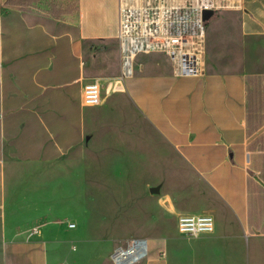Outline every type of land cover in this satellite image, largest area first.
<instances>
[{
    "label": "crops",
    "instance_id": "1",
    "mask_svg": "<svg viewBox=\"0 0 264 264\" xmlns=\"http://www.w3.org/2000/svg\"><path fill=\"white\" fill-rule=\"evenodd\" d=\"M118 32L119 0H0V264H114L138 237L137 264H264V0L209 20L203 75L143 54L121 79ZM111 163L127 175L115 227L136 223L123 241L74 222L90 214L82 174ZM200 213L214 231L181 234L179 215Z\"/></svg>",
    "mask_w": 264,
    "mask_h": 264
},
{
    "label": "built area",
    "instance_id": "2",
    "mask_svg": "<svg viewBox=\"0 0 264 264\" xmlns=\"http://www.w3.org/2000/svg\"><path fill=\"white\" fill-rule=\"evenodd\" d=\"M244 1L119 0L120 78L124 80L134 74L136 58L143 54L165 55L176 75H203L209 22L204 19V11L212 10L214 16L223 11H242ZM100 100V82L86 83L85 104L95 106ZM75 225L69 223L71 228ZM214 227L215 219L210 214H181L178 217V230L188 237L211 233ZM147 254L148 240L138 237L126 246H118L112 253V261L114 264H137Z\"/></svg>",
    "mask_w": 264,
    "mask_h": 264
},
{
    "label": "rangeland",
    "instance_id": "3",
    "mask_svg": "<svg viewBox=\"0 0 264 264\" xmlns=\"http://www.w3.org/2000/svg\"><path fill=\"white\" fill-rule=\"evenodd\" d=\"M210 46L211 44L207 40V46H206V57L208 52H210ZM140 59H144L143 57H140ZM150 61L156 60L155 56H150V58H147ZM116 88L122 89V84H118ZM111 163V166L108 167L107 173L105 174V170L103 172L99 171L98 169L91 171L90 173L87 172V175L82 174L81 182H80V191L82 197V203L87 204V209L89 210L90 214L86 215L84 212V207L82 206V211L78 210L75 211V217L78 216V220L74 219V222L76 224H79L81 227L87 223V225L90 226V229L87 230L89 234L97 235H119V237L122 238V241L129 236V234L133 233L136 228V223L130 226L129 229H118L115 227V218L120 217L121 211H122V204L121 201H119L117 198H115L113 195L119 190V186L122 182V178L127 177V175H123L122 172H125L122 168V172L120 171L121 168L118 166V164ZM89 171V170H87ZM101 172V173H100ZM122 176V177H121ZM169 188H173L174 180L178 179L173 174L169 176ZM67 187L65 188V190ZM77 188H75L76 190ZM105 195L108 198L112 199V202H110L109 205H113L114 207L106 208L102 203H98L99 197L101 195ZM87 197V198H86ZM110 200V199H109ZM82 205V204H81ZM199 207L197 202H191L187 204H182L180 209L182 210H195ZM115 208L116 210H114ZM114 212V213H113ZM173 217H169V229L172 233H175L177 236H181L177 230L176 225H174ZM119 219V218H118ZM119 221V220H117ZM177 222V219L175 220ZM84 223V224H83ZM184 243L189 244L190 242L175 238L174 244L171 245H177L178 248L184 250ZM189 251H193L189 247Z\"/></svg>",
    "mask_w": 264,
    "mask_h": 264
},
{
    "label": "water",
    "instance_id": "4",
    "mask_svg": "<svg viewBox=\"0 0 264 264\" xmlns=\"http://www.w3.org/2000/svg\"><path fill=\"white\" fill-rule=\"evenodd\" d=\"M203 16H204V19L209 21L214 16V12L212 10H206L204 11Z\"/></svg>",
    "mask_w": 264,
    "mask_h": 264
}]
</instances>
